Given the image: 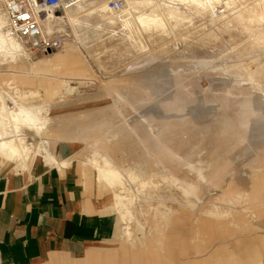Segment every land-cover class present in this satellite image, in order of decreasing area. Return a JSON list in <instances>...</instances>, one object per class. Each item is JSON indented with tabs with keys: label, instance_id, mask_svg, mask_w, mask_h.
Instances as JSON below:
<instances>
[{
	"label": "rangeland",
	"instance_id": "374dc122",
	"mask_svg": "<svg viewBox=\"0 0 264 264\" xmlns=\"http://www.w3.org/2000/svg\"><path fill=\"white\" fill-rule=\"evenodd\" d=\"M89 1L84 11L49 10L44 6H39L37 11L40 16L51 15L41 16L49 29L51 20H57L55 26L64 34L62 48L53 53L72 44L93 73L90 79L69 80L77 91L67 96L69 105L54 114L72 116L93 110L98 113L96 119H109L102 127L106 129L97 135L99 139L114 138L128 131L130 139H134L143 152H147L148 144L152 146L153 152L147 153L152 164L144 167L151 181L158 182V187L138 192L129 178L123 176L128 195L135 199L131 207L135 220H121L124 224L119 226L120 232L128 228L131 234L128 243L139 241L143 246L144 237L160 227L166 214L165 206L172 205L183 212L185 242L191 239L193 232L198 238L199 220L203 219L214 224L219 237L207 238L201 251L207 250L213 242L215 248L227 246L230 251L231 242L238 239L226 238L233 214L236 212L243 218L240 224L247 223L248 212L255 205L260 206L264 214L263 0H232L235 14H228L224 22H212L209 14L203 12L190 15V23L185 19L178 24L177 32L171 27L165 33L153 31L138 36L119 22L96 28L94 17L84 15L102 4L94 1L96 6L91 7L93 4ZM148 1L162 13L166 11L165 3H169ZM136 9L141 10V6ZM181 10L190 14L184 7ZM55 11L63 15L57 17ZM162 16L167 18V15ZM71 20L79 26L74 27ZM29 56L33 63L44 57L42 54ZM106 85L112 87V91ZM70 142L78 163L92 153L91 142L83 138ZM162 149H169L175 155L166 154ZM123 156L124 166L133 164L132 159ZM81 173L86 176L84 170ZM93 175L100 202L97 174L93 172ZM257 175H261V179H255ZM163 177H172L178 182L173 179L165 182ZM250 183L254 186L249 187ZM239 186L258 188L261 193L253 204L247 201L248 190L234 197L224 195L225 188L235 191ZM114 215L117 218V214ZM170 216L164 218L162 249L166 236L169 241L174 240L171 227L175 217ZM135 226L142 228L141 234L135 231ZM231 228L237 226L232 224ZM256 235L261 236L262 244L264 229L256 231ZM253 236L255 234L243 239L252 240ZM125 241L115 236L107 247L112 250ZM170 244L166 245L168 250ZM209 253L189 254L181 259L201 260ZM165 264L181 263L168 259Z\"/></svg>",
	"mask_w": 264,
	"mask_h": 264
},
{
	"label": "crops",
	"instance_id": "0c3cea01",
	"mask_svg": "<svg viewBox=\"0 0 264 264\" xmlns=\"http://www.w3.org/2000/svg\"><path fill=\"white\" fill-rule=\"evenodd\" d=\"M91 77L93 73L70 43L61 52L45 54L35 63L30 61V56L23 55L0 61V100H4L12 111L16 109L12 100L32 108L42 106L43 112L37 115L46 120L42 135L34 130L24 131L26 145L33 152L30 166L25 169L31 167L30 170L16 171L11 166L14 162L0 156V264H165L168 259L181 264H264V242L261 244V236L256 235V231L264 229V214L258 205L248 212L246 224L239 223L244 220L236 212L229 220L230 234L226 238H238L231 242L230 251L227 246L215 248L214 242L205 251L197 250L202 241L195 238L196 235H191L190 241L185 242L183 212L172 205L165 206L164 215V218L167 215L175 217L171 227L174 240L169 241L166 236V245L171 242L169 250L166 245L161 248L164 218L158 229L144 237L143 246L139 241L128 243L126 240L116 248L108 249L115 236L124 239V230L120 232L119 226L126 221L122 222L114 209V195L118 189L105 186L92 164L105 158L114 165L132 169L140 180L153 182L144 167L152 164L147 153L153 150L148 144L147 152H143L142 147L130 139L132 136L128 131L114 138L106 136L99 139L97 135L106 129L102 127L109 123V119H96L98 113L93 110L72 116L54 114L69 105L67 96L77 91L69 80ZM66 84L71 91H65ZM105 87L112 91V87ZM61 138L70 141L83 138L91 142L92 153L78 163L73 143L59 140ZM164 150L166 154L175 155L169 149ZM123 155L132 159L133 164L124 166ZM93 172L97 174L99 196L103 200L100 202ZM123 174L126 175L125 172ZM162 179L167 182L175 178ZM255 179H261V175ZM224 190V195L231 197L247 191L241 186L235 191ZM248 190L247 201L253 204L261 189ZM203 221L201 227H206L209 234L204 242L207 243V238H218L214 224ZM232 224L237 228H231ZM251 234H255L252 240L243 239ZM189 245L195 248L184 250ZM101 250L106 251L102 253ZM208 251L211 253L201 260L181 259L185 255Z\"/></svg>",
	"mask_w": 264,
	"mask_h": 264
},
{
	"label": "bare ground",
	"instance_id": "6f19581e",
	"mask_svg": "<svg viewBox=\"0 0 264 264\" xmlns=\"http://www.w3.org/2000/svg\"><path fill=\"white\" fill-rule=\"evenodd\" d=\"M88 1L89 0H76L72 5L73 8L70 6L68 9L84 11L85 6L90 4V1ZM94 1L102 4V6L93 9L89 15H84V17H94L97 22L95 25L96 28L99 29L105 25H113L116 22H119L123 27L129 29L135 36L145 35L146 33H151L153 31H161L165 33L170 30L171 27V30L177 32L178 24L183 23L185 19H188V22L190 23V15H196L198 13H208L212 22H224L225 20H228L229 15L235 14V7L233 6L232 0H164L163 3L169 2L173 4V6H171L168 5L169 3H165V13L158 12L156 9L157 6H154L153 2L148 0H126L124 8L120 12L109 10L104 3L97 0H91L93 4L91 7L96 6ZM261 5V17L264 19V0L261 2ZM137 6H141V10L136 9ZM181 7H184L185 10L190 12V14L187 13L189 16H184L187 14L186 11L181 10ZM4 15L5 14H2L0 11V61L12 60L15 57H21L22 55L29 57V55L24 53L21 45L14 39V37L5 34L3 28L7 23V19ZM54 15L58 17L63 14L55 11ZM162 15H167V18ZM41 16L49 17L51 15ZM70 24L74 27L79 26L72 20L70 21ZM181 35L182 34H178V36ZM248 77L251 78L250 75H248ZM69 89L68 84H66L65 91H71V89ZM12 102L16 108L14 111L7 107L4 100H0V156L4 157L6 160L14 162L11 166L16 171H23L30 166L29 161L31 160V154L33 153H31L26 145V132L24 131L25 129L34 130L37 134L42 135V130L46 127V120L43 119L41 115H37L43 112L42 106L32 108V106L20 104L17 100H12ZM92 165L95 167L94 169H97L96 171H98L99 177L105 186L118 189V192L114 195V209L119 212L121 220H135L131 208L135 203V199L128 195L129 189L125 186L126 183H124L123 172H125L126 176L130 178L131 183L136 186L138 192H141L142 190L144 191L146 188H157L158 186L153 182L140 180L139 176L135 174L132 169L123 168L122 165H114L105 158H103L102 161H95ZM173 180L174 182H178L176 179ZM199 181L201 183L204 182L202 178H200ZM255 184H257V182H255ZM248 186L252 187L254 186V183H250ZM249 187H247V190L250 189ZM199 222V226L201 227L204 221L203 219H200ZM141 230V227L135 226V231L138 233L140 232L141 234ZM198 231L197 235L198 238H201L200 240L202 241V244L200 243L197 246V250H201V248H203L202 245L206 244L204 238L209 234L206 227H201ZM195 234L196 233L193 232L192 236ZM130 235L128 228H126L123 232V238L128 240ZM194 248L191 246L189 250Z\"/></svg>",
	"mask_w": 264,
	"mask_h": 264
},
{
	"label": "built area",
	"instance_id": "2783aa9c",
	"mask_svg": "<svg viewBox=\"0 0 264 264\" xmlns=\"http://www.w3.org/2000/svg\"><path fill=\"white\" fill-rule=\"evenodd\" d=\"M76 0H0L7 23L6 35L14 37L27 55L49 54L62 48L64 34L55 26L57 20H51L50 29L47 22L37 11L39 6L59 10L72 6ZM109 10L120 12L126 0H97ZM53 21V22H52Z\"/></svg>",
	"mask_w": 264,
	"mask_h": 264
}]
</instances>
